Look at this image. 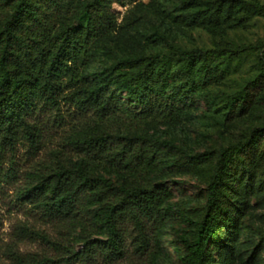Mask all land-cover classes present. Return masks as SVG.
<instances>
[{
  "label": "trees",
  "instance_id": "obj_1",
  "mask_svg": "<svg viewBox=\"0 0 264 264\" xmlns=\"http://www.w3.org/2000/svg\"><path fill=\"white\" fill-rule=\"evenodd\" d=\"M137 1L0 0V191L17 177L19 144L40 146L42 132L31 117L42 102L57 104L70 89L65 98L99 118L73 134L85 156L27 172L19 192L60 228L56 239L34 232L52 253L12 245L9 262L0 264L100 258L116 264L126 256L127 240L134 253H148L157 264L166 225L174 216L187 222L190 217L170 203L171 188L158 184L165 169L186 164L169 158L178 147L156 131L188 118L201 100L225 126L256 110H263V120L216 153L200 156L213 165L204 214L184 238L182 264H249L240 243L241 218L250 198L264 203V70L219 105L212 87L229 74L236 56L231 48L179 49L174 64L172 56L141 47L114 53L102 68L90 65L105 48L112 52L110 41L120 43L114 4ZM197 2H175L170 25L212 30L231 24L242 11L246 18L264 14L259 0H214L203 8ZM155 36L169 40L167 33Z\"/></svg>",
  "mask_w": 264,
  "mask_h": 264
},
{
  "label": "rangeland",
  "instance_id": "obj_2",
  "mask_svg": "<svg viewBox=\"0 0 264 264\" xmlns=\"http://www.w3.org/2000/svg\"><path fill=\"white\" fill-rule=\"evenodd\" d=\"M197 1L203 8L214 0ZM259 1L264 3V0ZM175 2L179 4L181 0H139L126 6L114 4L120 26L116 36L120 43L110 41L112 52L109 53L105 48L90 65L102 68L112 59L114 53L132 52L141 47H145L149 54L172 56L174 64L179 58L173 54L179 49L191 51L216 46L231 48L236 56L229 74L223 82L212 87V91L219 97L220 105L225 97L239 91L264 70V14L246 18L247 15L242 11L231 24L212 30L186 25L181 27L174 23L170 25L169 14L175 9ZM156 31L169 34V40L156 37ZM69 91L70 89L64 92L57 104L42 102L33 113L31 118L42 132L40 146L37 150H31L27 142L19 144L15 154L17 177L10 184H5L0 191L1 262H9L8 251L12 245H18L22 252L52 253L50 245L34 232L43 233L52 239L59 236L58 225L44 218L20 197L19 192L27 181V172L46 165H55L59 160L86 155L83 148L74 142L73 134L99 118L93 111L81 110L68 97L65 98ZM262 111L256 110L225 126L219 114L208 110L206 102L201 100L191 115L178 124L170 127L159 125L156 132L173 141L178 147L169 154V158L186 165L180 169H165L157 181L158 184L171 188L170 203L184 207L190 221L187 222L179 216L171 218L164 231L163 246L157 264H182L184 238L203 217L208 175L213 159L203 160L200 156L204 153H216L253 125H260L263 120ZM166 151L164 150V154ZM5 161L4 167L8 168V159ZM241 220L244 228L240 243L246 252L245 259L249 264H264V203L250 198ZM192 221L194 222L191 223ZM129 244L130 240H127L126 256L116 264H151V255H138ZM76 248L82 249V246L77 245ZM152 249L156 250L155 247ZM73 264L107 263L100 258L90 262L76 261Z\"/></svg>",
  "mask_w": 264,
  "mask_h": 264
}]
</instances>
